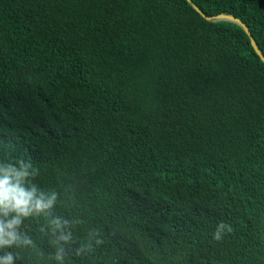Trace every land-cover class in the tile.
Listing matches in <instances>:
<instances>
[{
	"label": "trees",
	"instance_id": "16d2710c",
	"mask_svg": "<svg viewBox=\"0 0 264 264\" xmlns=\"http://www.w3.org/2000/svg\"><path fill=\"white\" fill-rule=\"evenodd\" d=\"M192 2L264 55V0ZM19 159L58 194L64 264H264V62L187 0H0V160ZM50 220L24 222L15 264H58Z\"/></svg>",
	"mask_w": 264,
	"mask_h": 264
},
{
	"label": "clouds",
	"instance_id": "9594fccd",
	"mask_svg": "<svg viewBox=\"0 0 264 264\" xmlns=\"http://www.w3.org/2000/svg\"><path fill=\"white\" fill-rule=\"evenodd\" d=\"M39 174V169L34 168L31 162L23 159L0 160V264H15L20 259L9 249H20L35 247L34 240L24 231V222L30 218L51 217V245L54 251L50 253V258L64 264L66 249L63 245L73 243V235L70 222L59 216H52L56 206L58 194L55 190L45 191L34 183L35 177ZM225 225L221 223L214 238L221 239V231ZM231 229H229L230 231ZM103 241L96 239L95 243ZM91 245L81 244L75 249V255L86 253ZM71 250V249H69Z\"/></svg>",
	"mask_w": 264,
	"mask_h": 264
},
{
	"label": "water",
	"instance_id": "95a60500",
	"mask_svg": "<svg viewBox=\"0 0 264 264\" xmlns=\"http://www.w3.org/2000/svg\"><path fill=\"white\" fill-rule=\"evenodd\" d=\"M194 8L195 10H197L205 19H207L208 21L211 22H220V21H228V22H233L238 24L240 27H242L245 32L250 36L251 38V42H252V46L254 47V49L256 50L257 54L261 57V59L264 62V55L262 54V52L259 50L258 45L255 41V39L253 38V36L251 35V32L248 28V26L240 19L232 16V15H225V14H220V15H216V16H206L193 2L192 0H187Z\"/></svg>",
	"mask_w": 264,
	"mask_h": 264
}]
</instances>
